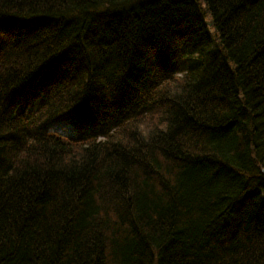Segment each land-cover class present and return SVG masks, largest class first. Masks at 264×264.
<instances>
[{
  "label": "trees",
  "instance_id": "trees-1",
  "mask_svg": "<svg viewBox=\"0 0 264 264\" xmlns=\"http://www.w3.org/2000/svg\"><path fill=\"white\" fill-rule=\"evenodd\" d=\"M0 264H264V0H0Z\"/></svg>",
  "mask_w": 264,
  "mask_h": 264
},
{
  "label": "bare ground",
  "instance_id": "bare-ground-1",
  "mask_svg": "<svg viewBox=\"0 0 264 264\" xmlns=\"http://www.w3.org/2000/svg\"><path fill=\"white\" fill-rule=\"evenodd\" d=\"M70 69V68H69ZM69 69H67L66 68V70H67V73L69 74V72H70V70ZM57 70V67L55 66L54 67V71H56ZM73 71L71 70V73H72ZM58 74V73H57ZM56 74V75H57ZM58 76V75H57ZM131 107H133V105L131 106ZM123 113V109L122 108H119V109H117V111H116V113H114L115 114V116H117V115H121ZM58 123H69V124H72L71 123V121L69 120V119H67L66 117H59V118H57V119H54L53 121H52V123H51V125L50 126H52V125H55V124H58Z\"/></svg>",
  "mask_w": 264,
  "mask_h": 264
},
{
  "label": "rangeland",
  "instance_id": "rangeland-1",
  "mask_svg": "<svg viewBox=\"0 0 264 264\" xmlns=\"http://www.w3.org/2000/svg\"><path fill=\"white\" fill-rule=\"evenodd\" d=\"M56 128L59 129L60 131H62L65 134H69L71 133L70 131H68V129L71 130V128H69V125L65 124V123H58L55 124ZM55 126H53V129H55ZM102 139V138H100Z\"/></svg>",
  "mask_w": 264,
  "mask_h": 264
}]
</instances>
